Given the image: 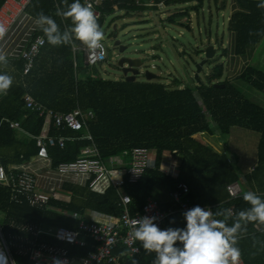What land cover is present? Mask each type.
Here are the masks:
<instances>
[{
	"label": "trees",
	"instance_id": "1",
	"mask_svg": "<svg viewBox=\"0 0 264 264\" xmlns=\"http://www.w3.org/2000/svg\"><path fill=\"white\" fill-rule=\"evenodd\" d=\"M144 4L154 1V7L160 4L174 5L205 0H143ZM239 9L231 18L230 29L237 33V53L243 54L248 49H255L264 38V0H236ZM74 0H35L29 11L35 17L40 13L51 16L58 25L61 43L53 45L47 42L41 55L37 58L32 71L23 76L22 83L14 85L0 101V148H7L18 142V130L11 127L10 121H18L33 136H64V147L51 146L50 156L53 168L60 164L75 161L88 147H96L104 160L125 154L132 156L136 147H145L155 153L156 166L147 169L138 183H130L128 177L123 182L124 189L132 197L130 212L135 215L143 210L149 196L156 187L165 183L172 191L179 183L190 186L189 197H201L204 201L216 204L215 219L231 227L239 221L240 228L235 233L236 247L246 264H264V234L256 232L259 220L240 219V212H247L252 205L243 197L230 200L227 187L239 179V175L228 162L224 153H219L205 144L196 135L208 132L213 134L214 127L221 134H230L236 127L256 131L262 135L259 145V160L264 166V107L249 98L243 87L256 92H264V70L249 66L241 73L237 82L222 80L225 66H215L208 75V81L200 82L196 87H169L163 82L139 81L138 78L110 80L93 76L84 61L75 65L72 43L69 36L72 22L70 18L56 15L57 10L64 12ZM82 5L83 0H80ZM57 3L60 9H56ZM136 0H114L99 8L101 17L118 10L138 9ZM2 0H0V6ZM134 5V6H133ZM142 9L146 5H142ZM151 6V7H153ZM173 16L174 22L177 17ZM99 24V25H100ZM102 25V24H101ZM66 26L69 28L67 30ZM68 40L64 42V35ZM82 58V56H81ZM80 66V68H79ZM23 73L24 62L17 64ZM81 74V76H80ZM201 79V78H200ZM33 95L38 101L50 108L62 112H71L80 108L83 112L93 111L95 117L88 121V130L75 131L67 127H58L49 115L41 116L37 111L27 107L25 96ZM88 132L93 139L87 138ZM37 145V142L35 141ZM39 148L37 152L38 153ZM165 154H171L181 160L180 174L176 178L167 176L161 165ZM28 155V154H27ZM27 155L24 154L26 158ZM0 157L7 168L6 154ZM24 158V159H25ZM24 161V160H22ZM65 183L62 190L70 189ZM72 189V188H71ZM11 190L0 185V223L5 235L31 236L22 230L23 224L44 226L77 227L79 221L61 213L48 210L47 206H31L12 200ZM76 200L63 203L55 198L50 204L84 216L87 209L103 214L120 217L124 212L121 194L117 185L111 186L105 193L82 187L73 191ZM264 200V196H259ZM48 205V204H47ZM234 207V214L230 209ZM179 213V212H178ZM176 214L165 222L168 227H184V216ZM181 217H180V216ZM16 224V226H14ZM42 236L40 240H45ZM86 251V250H83ZM125 247L116 251L120 264H155L156 253L145 250L132 257L123 255ZM18 255V254H16ZM20 256V255H19ZM18 264H28L29 258L20 256Z\"/></svg>",
	"mask_w": 264,
	"mask_h": 264
},
{
	"label": "built area",
	"instance_id": "2",
	"mask_svg": "<svg viewBox=\"0 0 264 264\" xmlns=\"http://www.w3.org/2000/svg\"><path fill=\"white\" fill-rule=\"evenodd\" d=\"M32 1L5 0L0 8V28L4 29L3 34L0 35V53L14 60H23V75L32 71L37 58L48 42L44 33H38L42 28L34 25L35 17L28 12ZM110 1L114 0H83V3L95 10V15L99 18L102 15L99 8ZM150 5L155 4L152 1ZM22 18H26L28 22L26 38L21 43H16L10 53L2 51L1 48L6 38ZM70 37L74 53H83L86 65L92 67L107 60L108 49L103 40L100 41V48L91 49L81 41L75 43L74 34H70ZM25 101L29 109L37 111L41 116H51L58 127H67L75 131L82 130L86 126L88 117H95L93 111L83 112L81 109H76L71 112H62L55 110L38 101L31 94L25 96ZM20 126L21 123L18 121L11 122L12 128ZM88 138L92 139V136L89 135ZM67 140L61 135L36 137L39 157L50 159V147L55 145L64 147ZM115 161L116 158L113 157L108 163L94 146L84 149L75 161L60 164L56 170L62 175H86L89 177L92 189L105 191L109 186L117 184L113 177L121 173L128 177L130 183H138L144 177L147 169L151 167V151L145 147L134 148L130 166L125 169L116 168ZM2 184L11 188L14 200L23 203L26 199L31 206L35 207L48 204L52 197L56 196L55 190H53L54 194L38 190V179L32 171L25 169L9 172L0 157V185ZM190 190L188 183L181 182L173 192V199L179 206L177 210H164L156 199L149 197L143 210L133 215L128 207L132 202V197L124 192L122 194L124 212L120 217H113L111 220L82 219L78 229L28 223L23 224L21 228L29 232L31 236L19 238L13 233L5 235L3 229L0 228V258H6L5 264H17L14 254V249H16L18 254L29 258V264H57V262L58 264H120L119 257L115 253L120 246L126 249L124 255L129 254L134 257L141 252L142 242L132 238L134 223L144 216H154L156 218L154 223L161 229H165V222L169 217L177 212L184 213L196 206L189 197ZM228 192L235 199L242 196L243 188L239 182H233L228 185ZM201 207L212 212L214 219L216 206ZM230 212L234 214V207L230 209ZM74 217L78 219L79 216L74 215ZM42 236L53 237L59 244L40 240ZM75 247L80 251L75 252L73 249ZM82 248H87V250L83 251ZM238 264H246L241 255Z\"/></svg>",
	"mask_w": 264,
	"mask_h": 264
},
{
	"label": "rangeland",
	"instance_id": "3",
	"mask_svg": "<svg viewBox=\"0 0 264 264\" xmlns=\"http://www.w3.org/2000/svg\"><path fill=\"white\" fill-rule=\"evenodd\" d=\"M135 4L143 7L144 2L136 0ZM151 6L153 5L149 3L146 4V9H123L107 14L103 17L102 25L98 20L103 32V41L108 49V57L103 63L89 66L91 74L110 80H125L128 76L137 75L139 81L163 82L169 87H176L178 80L181 85L179 88L196 87L200 84L196 77L198 64L206 58L207 48L214 45L216 54L207 60L199 75L202 82L206 83L215 66L226 62L223 43L225 39L229 41L231 18L235 12L232 0H205L203 4L188 2L177 4L171 10L159 7L162 4ZM92 11L96 13L95 10ZM178 15L182 17H177L173 22L171 18ZM149 24L152 27H149ZM116 26L118 38L115 39L112 37L115 35ZM156 28L158 30L154 31ZM148 30L152 31L148 33ZM118 40H121V45L117 44ZM123 48H126L125 51ZM257 49L258 56L252 64L261 66L264 65V40L259 43ZM81 56L79 60L82 59ZM0 67L5 68L7 74L4 75L12 78L11 84L23 79L22 73H19L13 64L0 61ZM125 69H130L128 75ZM227 72L228 70L225 74ZM226 78L224 75L222 80H227ZM256 93L255 90L249 89L245 94L256 100ZM247 176L248 180L257 178L264 182V166H261L259 173ZM60 193L71 196L67 190L61 189ZM74 199L76 200V196ZM63 210L60 208V211ZM3 220L4 218L0 217V221ZM16 259L20 263L22 258L16 255Z\"/></svg>",
	"mask_w": 264,
	"mask_h": 264
},
{
	"label": "crops",
	"instance_id": "4",
	"mask_svg": "<svg viewBox=\"0 0 264 264\" xmlns=\"http://www.w3.org/2000/svg\"><path fill=\"white\" fill-rule=\"evenodd\" d=\"M34 1L35 0H33L32 3H34ZM141 1H143V0H141ZM4 3H5V0H2V5L0 6V8L3 6ZM32 3H31V5H32ZM176 5L177 4L168 6V5L163 4L162 6H159V7H164L167 10H171L173 7H176ZM232 5H233L235 11H237L239 9V5H238L236 0H232ZM56 9H60V6L58 3L56 5ZM138 9L142 10L141 7ZM156 9H158V8H152V10H156ZM28 12L30 15L35 17L33 14L30 13L29 10H28ZM35 18H37V17H35ZM149 27H152L151 24H149ZM66 28H67V30H69V28L67 26H66ZM157 30H158V28H156V30H154V31H157ZM117 31H118V29H117ZM151 31L152 30H148V33ZM27 32H28V22H27L26 18H22L20 20V22L16 25V27L10 32L8 37L6 38L5 43L2 46L1 50L7 51L8 53H10L11 50L13 49V47L16 45V43H18V42L21 43L23 41V39L26 38ZM38 33H43V31L41 30ZM228 35H229V41L227 39H225L224 43H223V48L225 50V54H226L227 58L225 60L226 62H222L223 65L225 64L224 65L225 69L228 70V72L225 74L227 77L226 79H228L231 82H237L241 73H243L245 71V69L249 66H254V67H257L258 69L264 70L263 64L261 66H257L255 64H252V62L254 60H256V56H258L257 55V50H258L257 47L255 49H248L243 54H238L237 50H236V48H237V33L230 29ZM69 36H70V33H69ZM148 37L150 38L151 35L149 34ZM114 38L115 39L118 38V36H116V31H115ZM70 39H71V37H70ZM263 40H264V38H263ZM76 42H79V40L75 39V43ZM71 43H72V50H73L72 39H71ZM80 55H82V60L84 61V65H85L84 67H89L88 65L85 64V55L83 53L75 54L73 51V58H75V65L76 66L78 65L77 58L79 59ZM259 59L261 60L262 58H259ZM0 61L11 63V64H13V66L17 67L18 62L23 61V60H14L12 58L4 56V59L0 60ZM79 68H80V66H79ZM4 69L5 68L0 67V75H4V73L7 74ZM18 72L21 73L19 70H18ZM21 75H23V73ZM23 76H22V78H23ZM176 82L177 83L175 85H178L179 81L177 80ZM20 83H22V79L16 83H14V84H11L8 89L0 91V101L8 94L9 90L14 85L20 84ZM180 87H181V85H180ZM249 89L250 88H248V87H243V90L245 93ZM255 95H256L255 101L260 106L264 107V92H257ZM78 109H80V108H78ZM91 119H92L91 117H88L86 120V126L84 127V128H86V130H88V121ZM10 122H12V121H10ZM13 122H15V121H13ZM14 129L18 130V134H17L18 142L13 144V145H9L7 148H0V152L3 154H6L8 156L6 158L7 170L9 172H16V171L18 172V171H22L25 169L32 171L34 174H36V177L38 179V190L46 191V192H49L51 194H54L53 190H55L56 196H53L52 198H55L57 200L59 199V201L60 200L68 201V203H69V202L75 200L74 196H73V193H74L73 191H75L77 189H80L82 187H89L94 192L105 193L107 191V189H109L111 186L114 185L113 184V185L109 186L107 189H105V191H98V190L92 189V187L90 186L89 177L86 175H81V174H69V175L63 174L62 175V174L58 173L56 168H53L52 158H50V159L40 158L39 157V151H38V153L34 154L35 152H37V150L39 148L35 144L36 137L33 136L31 133L27 132L22 127V125L19 128H14ZM213 130H214L213 134H209L208 132H205V133H200L196 136L198 138H200L205 144L210 145L217 152L226 154V156L228 157V162L231 164L233 169L239 175V179L234 181V182H239L243 188V193H242V196H240V197H243V194L245 192H248V191H252L258 196H264V182H261L257 178H254L252 180H250V179L248 180V178H247L248 174L255 175V174L259 173V171H261V164H260V160H259V145H260L262 135L256 131H253L250 129H245L242 127L234 128L230 134H221L218 131L217 127H214ZM78 131H80V130H78ZM89 135H91V134L88 132L87 138ZM24 154L25 155L28 154L26 158L24 157ZM114 158H116V161L114 163L115 167L120 168V169H125V168L129 167L131 160H132L131 155L127 156L125 154L116 156ZM22 160H24V161H22ZM107 162L110 163V159L107 160ZM155 162H156L155 153L152 152V154H151V167L150 168H154L156 166ZM181 164L182 163H181L180 158L174 157L171 154H165L163 157L161 170L167 176H170L172 178L173 177L176 178L180 174ZM125 177L126 176L123 173L118 174V175L113 177L114 182L117 183L116 185L119 187L121 198H122V194L124 192H126V190L124 189V184H123ZM65 183H68L71 186L70 189H68V192L73 197H71V196L68 197L67 195H63L62 193H60V190L63 188ZM2 186H5L9 190H11V188L8 185L2 184ZM174 191L171 192L169 187L165 183H162L156 187L153 195L149 196V197H153L154 199H156L159 202L162 209H164V210H172V209L177 210L179 206L173 199V192ZM227 191H228V187H227ZM10 193H11L12 200H13L12 191ZM229 196H230V194H229ZM229 199L234 200L231 196L229 197ZM235 199H237V198H235ZM191 201L194 205H199V206H217L216 204H212V203L204 201L203 196H201L199 198L195 196V197H193V199H191ZM16 202H18V201H16ZM18 203H21V202H18ZM44 206H47L48 210H53L54 212L61 213V214L65 215L66 217H69V218L71 217V219H73L75 221H79V222L82 219L107 221V220H111L113 217H115V216L103 214V213H100V212H97V211H94L91 209H87L84 216H81L80 214L75 213V212H71V211H66V210L60 211L59 207H55L54 205H51L50 202L48 203V205L46 204V205H43L40 207L43 208ZM178 214L183 215L182 212H179ZM74 215L79 216L78 219L75 218ZM174 215H172V216H174ZM1 217L5 218V216H1ZM214 219H215V215H214ZM184 221H185V219H184ZM42 226H44V225H42ZM50 226L58 227V226H54V225H50ZM255 226H256V232L259 235L264 234V222H256ZM0 228L3 229V226L1 223H0ZM70 228L78 229L79 225L77 227H70ZM44 239L50 243H53V244L58 243L59 244V242H57L53 237L46 236ZM73 249L75 250V252L80 251L79 248H77V247H75ZM82 250H87V248H82ZM125 251H126V249H125ZM14 254H15V259H16V254H18L16 249H14ZM18 255H20V254H18ZM123 255H124V253H123ZM20 256H23V255H20ZM16 261H17V259H16ZM17 264H18V261H17Z\"/></svg>",
	"mask_w": 264,
	"mask_h": 264
},
{
	"label": "clouds",
	"instance_id": "5",
	"mask_svg": "<svg viewBox=\"0 0 264 264\" xmlns=\"http://www.w3.org/2000/svg\"><path fill=\"white\" fill-rule=\"evenodd\" d=\"M258 6L264 8V4ZM56 15L71 19V31L77 40L91 49L101 47L103 32L90 7L74 0L66 11L57 10ZM34 25L42 28L50 44L61 43L58 25L51 16L40 13ZM3 32L0 28V35ZM63 39L67 42V34ZM3 59L0 53V60ZM11 83L10 76L0 75V91L8 89ZM243 198L252 208L240 212V219L264 222V200L252 191L245 192ZM183 216L184 227L166 229L154 223V216H144L134 223L132 238L141 241L145 250L156 253L155 264H238L240 250L235 246V233L240 228L239 221L229 227L223 221L213 219L212 212L199 205L186 210ZM5 261L6 258H0V264Z\"/></svg>",
	"mask_w": 264,
	"mask_h": 264
},
{
	"label": "water",
	"instance_id": "6",
	"mask_svg": "<svg viewBox=\"0 0 264 264\" xmlns=\"http://www.w3.org/2000/svg\"><path fill=\"white\" fill-rule=\"evenodd\" d=\"M116 36H118V31H117V26H116ZM117 44H120L121 45V40H118L117 41ZM126 48H123V51H125ZM216 54V48L214 45H210L207 50H206V58L198 64V74L196 75L197 79L199 80V83L201 82V79H200V72L202 71V68L204 66V64L207 62V60L209 59H212ZM129 71L130 69H125V73L128 75L129 74ZM132 71V69H131ZM138 74V73H137ZM137 75L135 76H128L127 78H133L135 79Z\"/></svg>",
	"mask_w": 264,
	"mask_h": 264
},
{
	"label": "flooded vegetation",
	"instance_id": "7",
	"mask_svg": "<svg viewBox=\"0 0 264 264\" xmlns=\"http://www.w3.org/2000/svg\"><path fill=\"white\" fill-rule=\"evenodd\" d=\"M112 38H114V34H113V37Z\"/></svg>",
	"mask_w": 264,
	"mask_h": 264
}]
</instances>
